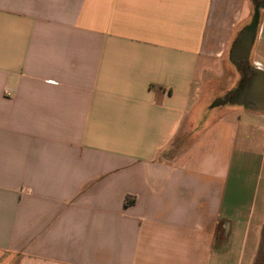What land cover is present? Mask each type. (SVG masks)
<instances>
[{
	"label": "crops",
	"instance_id": "obj_1",
	"mask_svg": "<svg viewBox=\"0 0 264 264\" xmlns=\"http://www.w3.org/2000/svg\"><path fill=\"white\" fill-rule=\"evenodd\" d=\"M250 4L0 0V264L253 263L264 111L210 85Z\"/></svg>",
	"mask_w": 264,
	"mask_h": 264
},
{
	"label": "water",
	"instance_id": "obj_2",
	"mask_svg": "<svg viewBox=\"0 0 264 264\" xmlns=\"http://www.w3.org/2000/svg\"><path fill=\"white\" fill-rule=\"evenodd\" d=\"M261 7L260 1L254 2L250 20L238 30L231 44L229 60L237 69L249 63L258 30ZM252 69L253 73L245 80H241L229 101L245 108L264 111V70L256 66ZM218 104L219 102H213L211 106Z\"/></svg>",
	"mask_w": 264,
	"mask_h": 264
},
{
	"label": "rangeland",
	"instance_id": "obj_3",
	"mask_svg": "<svg viewBox=\"0 0 264 264\" xmlns=\"http://www.w3.org/2000/svg\"><path fill=\"white\" fill-rule=\"evenodd\" d=\"M257 1H259V0H251V4H250V17H251L252 12H253V4H254V2H257ZM260 2H261V6H264V0H260ZM250 17H249V20H250ZM226 62L227 63H225L226 66L224 68V72H223L222 76H220L221 78L218 79V80H212V81H210V85L211 86H213V87L218 86V87H221V88H223V87L226 88L227 86H230L231 83H234V81L233 82L232 81L230 82L231 76H233L235 78H237V76H239L236 73L238 71L236 68H235V76H234V72L232 71V69L230 67L232 65V63L230 62V60L227 59ZM250 64H251V62L249 60L248 65L251 68V65ZM226 98L227 99H230V96L227 95ZM214 101H215V99H214ZM256 264H264V243H263V246H262V249H261V252H260V255L258 257V260H257V263Z\"/></svg>",
	"mask_w": 264,
	"mask_h": 264
},
{
	"label": "trees",
	"instance_id": "obj_4",
	"mask_svg": "<svg viewBox=\"0 0 264 264\" xmlns=\"http://www.w3.org/2000/svg\"><path fill=\"white\" fill-rule=\"evenodd\" d=\"M260 1V0H259ZM261 3V2H260ZM264 9V6H262L261 7V10H263ZM232 69L234 68V67H232V66H230ZM235 69V68H234ZM238 71V75L240 76L239 77V79H238V81H237V83H236V86L239 84V82H240V80L241 79H243V77H244V73L242 72V69L241 68H239V69H237ZM232 93H233V89H231V90H229V91H226L221 97H219V98H216L215 99V101H213V102H219V103H221V104H230V102H229V99H227L226 97H227V95H229L230 97H231V95H232ZM226 96V97H225ZM225 97V98H224ZM129 202H131V200H129V199H127L126 198V203H129ZM263 243H264V238H263V240H262V245H261V249H262V246H263ZM261 249H260V252H261ZM260 252L258 253V255L256 256V258L254 259V261H253V263L252 264H256L257 263V260H258V257H259V255H260Z\"/></svg>",
	"mask_w": 264,
	"mask_h": 264
},
{
	"label": "flooded vegetation",
	"instance_id": "obj_5",
	"mask_svg": "<svg viewBox=\"0 0 264 264\" xmlns=\"http://www.w3.org/2000/svg\"><path fill=\"white\" fill-rule=\"evenodd\" d=\"M240 68L242 69V72L244 73V77L242 80H245L253 73L252 67L250 68L248 64H243Z\"/></svg>",
	"mask_w": 264,
	"mask_h": 264
}]
</instances>
